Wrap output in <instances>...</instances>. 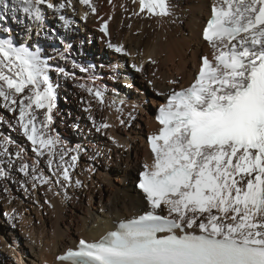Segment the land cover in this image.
I'll return each instance as SVG.
<instances>
[{
  "label": "snow or ice",
  "instance_id": "snow-or-ice-1",
  "mask_svg": "<svg viewBox=\"0 0 264 264\" xmlns=\"http://www.w3.org/2000/svg\"><path fill=\"white\" fill-rule=\"evenodd\" d=\"M131 2L139 6L133 15L173 14L170 0ZM12 3L37 23L43 8L59 11L70 6V0L67 5L54 0ZM79 3L97 14L92 0ZM120 7L128 11L125 5ZM99 30L110 37L107 20ZM203 39L213 49L212 59L202 56L193 83L168 92L156 115L161 127L147 138L152 161L143 164L137 187L148 210L121 220L99 240L81 238L75 249L57 256L60 264H264V0H215ZM106 44L116 53L130 55L122 43L108 39ZM148 62L156 63L151 57ZM133 67L140 72L143 64ZM50 71L40 48L32 51L11 38H0V99L5 108L18 113L19 130L37 157L46 159L51 176L36 163L26 162L25 150L16 145L18 171L32 182L33 190L47 186L48 192L60 195L57 185L83 186L78 179L73 182L69 171L76 166L80 147L66 161L73 150L46 131L56 107ZM57 71L69 75L62 68ZM87 90L104 102L102 91ZM37 109H46L42 119ZM111 127L105 121L96 130ZM109 139L116 143L114 137ZM13 143L6 136L0 139V154L9 157L8 168L13 166L9 150ZM7 179L8 171L0 166V180ZM21 187L28 190L24 184ZM44 203L54 207L47 199ZM5 215L13 228L14 221L22 219L15 209Z\"/></svg>",
  "mask_w": 264,
  "mask_h": 264
},
{
  "label": "bare ground",
  "instance_id": "bare-ground-1",
  "mask_svg": "<svg viewBox=\"0 0 264 264\" xmlns=\"http://www.w3.org/2000/svg\"><path fill=\"white\" fill-rule=\"evenodd\" d=\"M54 2L68 4V0ZM214 2L215 0H170L173 14L160 18L147 13L133 15L134 11L139 10V6L131 0H112L111 4L108 0H92L98 10L96 15L91 14L79 0H70V6L59 11L43 8V18L37 23L22 11L18 12L12 0H0V14L3 15V19H0V38H8L11 33L9 27H12L15 28L12 33L25 30L26 40L30 29L41 22H50L52 30L68 38L74 36L72 33L85 30L86 25L90 24L92 30H87L86 43L92 44L97 35L102 36V41L96 42L98 46L94 42L87 50L90 58H86L89 63L85 65L84 70L100 76H103L101 70H107L104 82L96 79H77L61 73L57 78L64 94H71L76 102L71 103L75 116L68 114L65 119L71 129L76 130L82 137L83 143L78 140L63 142L66 148L73 150L65 156V160L69 162L72 155H77V146L80 147L76 166L69 171L73 182L77 179L82 181V187L61 189L57 185L56 191L60 192V195L48 192L47 186H39L33 190L32 182L18 171L16 145H9L13 165L11 168L7 167L9 157L0 154V161H3L0 166L5 167L9 173V179L0 180V212L12 215L15 209L22 216L21 220L14 221L17 226L13 228L7 216L0 214V259L4 260L5 264H41L43 260L52 257L80 237L97 238L106 229L113 227V220L135 214L144 205L142 196L133 187L136 172L143 170L145 162L152 161L144 133L158 128L152 113L155 107L166 103L168 92L178 85L185 86L194 81L193 74L200 57L209 56L212 59L213 49L208 42L202 40V25L204 19L211 14ZM5 3L7 8H4ZM121 4L125 5L128 11L121 8ZM85 12H89L87 20L80 18ZM110 16L112 19H109ZM61 18L64 20L63 24ZM104 20L108 21L111 34L108 38L97 30ZM21 24H25V27H21ZM70 28L73 30H69ZM52 34H49L50 39ZM49 35L46 31L41 37L48 38ZM108 39L113 43H122L130 55L116 53L108 48ZM36 41L37 39L34 43ZM68 41L71 42L72 39ZM32 48L30 49L35 51V48ZM52 52L44 55H55ZM149 57L156 63L148 62ZM44 59L66 70L60 61L63 57ZM107 63L110 68L104 65ZM134 64H143L142 71L137 72ZM99 66H104V69ZM69 71L72 72L71 68L65 72L69 74ZM148 80H153V91L144 84ZM170 80L178 83L170 85ZM113 82L121 83L123 87L115 90ZM81 84L86 87L81 88ZM87 88L102 91L104 102L101 103ZM121 100L124 101L123 104L120 103ZM3 104L0 99V107ZM118 108L121 111H117ZM36 111L41 114L42 119L46 109ZM10 113L11 118L0 116V139L4 137L5 126L22 132L17 123L18 114L12 111ZM83 115L87 117L88 122L84 120ZM55 117L64 119L54 108L53 122L50 129L46 130L54 136L57 135L58 122ZM120 120L125 123L121 124ZM105 121L112 127L97 131V126ZM109 136L114 137L116 143L109 139ZM23 138L26 142L19 146H24L25 161L29 164L36 163L39 169L51 176L46 159L37 157L32 151L31 142L25 136ZM26 146L30 148L27 149ZM101 159L102 164L99 161ZM22 184L27 191L21 187ZM65 191L67 197L64 195ZM45 199L54 207H48L44 203ZM4 230L10 233L12 238H9Z\"/></svg>",
  "mask_w": 264,
  "mask_h": 264
},
{
  "label": "rangeland",
  "instance_id": "rangeland-1",
  "mask_svg": "<svg viewBox=\"0 0 264 264\" xmlns=\"http://www.w3.org/2000/svg\"><path fill=\"white\" fill-rule=\"evenodd\" d=\"M212 1V0H209ZM13 4V3H12ZM17 6V5H16ZM70 8V7H69ZM45 10L48 11H52V9H47L45 7ZM17 11L20 12V8L19 6H17ZM79 17V15H78ZM83 16H80V18H82ZM63 18H61V24L64 23V20H62ZM42 23V22H41ZM38 24L37 26H34L32 29H30L29 31V36L27 37V39L25 40L24 36L26 31H22L21 33L19 32H13L15 30V28L9 27V30L11 31L8 38H11L17 45L23 43L25 46H29L31 49H33L32 47H34L35 49L38 47L41 49V56L42 58L48 57L49 59L51 57H63V60L61 59L60 61L64 64V66L66 67L65 71H68V69L71 68L72 72L69 71V75L74 77V78H82L87 79V80H93L96 79L99 82H104L105 76H106V71L107 70H101L103 72V76H100L99 74H94V73H90L89 71H87L86 69L84 70L85 65L87 66V64L89 63V60L86 58H90V54H88L89 52L87 51L89 48H91L94 45H97L96 42H101V40H99V38H102V36L97 35L95 36L94 42L92 44H87V30H92L90 28V24L86 25L85 30L81 31L80 33H72L74 36L73 37H68V38H64L62 36V33L57 32L56 30H52L53 27L50 26V22H47L45 24V22H43L42 24ZM0 24H2L0 22ZM1 26V25H0ZM21 27H25V24H21ZM3 28H6V26H3ZM100 28V25L98 26L97 30ZM7 30V29H5ZM69 30H73V28H70ZM47 31L48 35L52 34L54 31V33L52 34V37L50 39V36H48V38H42L41 36H43L45 34V32ZM1 32V31H0ZM20 35V37H18ZM34 36H38V38L34 37ZM40 37V38H39ZM4 39H8L7 37H3ZM36 38L37 41L34 43V39ZM68 39H72V41H68ZM44 43V44H43ZM43 44V45H42ZM98 46V45H97ZM48 49L50 51H48ZM53 51V52H52ZM47 52H52L55 55H44ZM67 57V58H66ZM177 57L174 58V60H176ZM51 71L49 72V76L51 81L53 82V84L56 86V110L57 113L59 115L62 114V116L64 117V119L56 118V129H57V135L61 138L62 141H67V142H74L75 140H78L79 142L81 141V143H83L82 141V137H80V135H78V132L76 130L71 129V127L69 126L68 122L66 121L65 117H67L68 114H70L71 116H75V109L73 108L72 104H76L75 99H73V96L70 94L65 95L64 91L60 88V84L57 81V78L60 77V73L57 71L58 69H60L58 66H55V63H52L50 61H48ZM106 65L107 68H110V64H104ZM99 68L104 69V66H99ZM71 73V74H70ZM111 73H113V71L111 70ZM113 87L115 90H119V87H123V85L121 83L118 82H113ZM144 84H146L147 86H149V88L151 87L150 84L147 83V81L144 82ZM65 96V97H64ZM10 107H13L10 105ZM154 108V107H152ZM74 110V111H73ZM155 110V108H154ZM11 111L9 110V108H5L4 104L2 105V107H0V113H1V117H8L11 118ZM14 113V112H13ZM16 114V113H14ZM18 114V113H17ZM83 118L85 121L88 122V119L85 115H83ZM1 122V119H0ZM102 133V132H101ZM100 134V133H99ZM3 135L4 137H9L14 143L13 145H23L26 140H24L25 138H23L24 136L22 135V132L20 131H15V129H11L8 126H5V129L3 131ZM145 135V133H144ZM24 147V146H23ZM26 148H30L28 146H26ZM102 164V159L99 160ZM99 166V165H98ZM4 212V211H2ZM2 212H0L1 215L5 216V214H2ZM2 225V224H1ZM4 226V225H2ZM4 233L9 235V238H12V236H10V233H8L6 230H4ZM0 264H5L6 262L2 259H0Z\"/></svg>",
  "mask_w": 264,
  "mask_h": 264
}]
</instances>
